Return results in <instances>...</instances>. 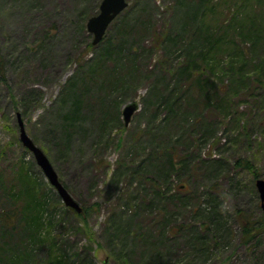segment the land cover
<instances>
[{"label":"rangeland","instance_id":"obj_1","mask_svg":"<svg viewBox=\"0 0 264 264\" xmlns=\"http://www.w3.org/2000/svg\"><path fill=\"white\" fill-rule=\"evenodd\" d=\"M101 1L0 0V212L21 211L14 229L0 222V264L12 253L9 264H55L48 255L52 242L63 245L71 264H264V208L255 184L264 178V69L253 66L264 60V39L247 50L248 76L241 83H217L227 94H201L196 77L175 80L197 26L207 32L204 27L214 24L213 32L226 24L230 46H250L238 34L251 16H264V0L256 9H246V0H213L203 22L186 21L185 31H179L182 1L128 0L93 44L87 22ZM233 15L241 19L234 28ZM108 45L112 52L100 55ZM229 56L237 71L235 53ZM230 99L232 113L225 115L220 103ZM134 101L139 109L126 125L123 109ZM18 112L83 215L64 204L22 143ZM166 146L175 148L177 163L189 159L167 178ZM217 159L223 160L219 170ZM28 177L55 217L41 242L30 235L27 197H11L13 187L18 192L29 185ZM150 178L159 180L162 196L154 194L158 187ZM214 206L219 227L208 214ZM239 211L259 222L251 242H244ZM208 228L204 244L191 237Z\"/></svg>","mask_w":264,"mask_h":264},{"label":"trees","instance_id":"obj_2","mask_svg":"<svg viewBox=\"0 0 264 264\" xmlns=\"http://www.w3.org/2000/svg\"><path fill=\"white\" fill-rule=\"evenodd\" d=\"M182 3H185V6L183 7L182 15L184 18V21L181 22V27H179V31L184 30V25L187 22L193 21V24H201L203 22V15H205V12L207 13L208 10L207 8H211V6L217 4L213 0H209L208 2L206 0H189L193 4H189L186 2V0H180ZM258 1V0H257ZM246 9L250 6H255L258 5L256 8L259 7V4L261 3V0L259 2H256V0H246ZM188 9V11L185 9ZM212 12L215 11V9H209ZM257 15V14H256ZM251 16L248 19V27L244 32H241L238 34V36L241 37L242 39L245 40L246 42H250V46H243V47H232L230 46L231 43L234 44L233 40L228 41L227 38L233 37L229 30L228 25L225 24L224 26V31L221 30V27L217 29V31L209 32L214 24L209 25L207 24L204 29L207 32H201L199 26H197V30L195 32V36L192 41H190L186 46H184V53L186 55L185 62L178 68L177 73H176V85L180 83L182 80L185 79H191L193 77L198 78V83L196 85L197 89L198 86H201L203 89L200 91L201 94H227L228 91L224 90L222 88L223 84L225 81H231V80H237L238 83H241L242 80H244L245 76H248V73H244L243 69L248 65L247 59L248 49L254 50L255 46L258 45L261 40L264 39V33L262 26L264 25V16H258L255 19V16ZM228 19V18H227ZM241 22V19H239L236 15H233L231 18H229V25L234 26ZM218 23V22H217ZM216 23V24H217ZM223 23H225L223 21ZM243 26V25H242ZM185 31V30H184ZM227 31V32H226ZM199 35L198 38L200 39H195V37ZM229 36V37H228ZM227 39V40H225ZM196 44L198 45V48H195ZM228 45V46H227ZM230 47V48H229ZM195 48V50H193ZM112 47L108 45L104 50L101 51L100 55L102 54L103 56H106L112 52ZM231 52H234L236 56H234L235 61L239 62V67L236 69L237 71L233 70V65L235 63L230 60V54ZM98 60L95 59L94 63H98ZM255 58L252 59L254 61ZM229 65V66H228ZM253 65V64H252ZM256 68H259L260 70L263 68L264 69V60L263 61H257V64L254 63ZM92 67V66H90ZM228 68L229 70H226ZM231 70V71H230ZM195 78V79H196ZM228 79V80H227ZM231 79V80H230ZM219 83L222 86H218ZM177 87V86H176ZM176 87L173 86L171 91L175 93ZM183 90V88H182ZM186 94H189V90L186 92V89L183 90ZM229 91L233 92L234 94H239V88H234L232 85L229 87ZM180 94L182 92H179ZM183 94V93H182ZM209 99H211V96L207 95ZM76 100L80 99V94H75ZM221 107L224 108V114L229 115L231 114V99L223 105L222 103ZM117 115H119V109L116 111ZM210 128L206 127L205 130L208 131ZM204 130V134H205ZM189 159H186V156H181L179 158L178 163L176 162L175 159V148L168 149V146H166V152L164 154L163 158V165H164V172L163 175L167 178L168 175L171 173H175L182 168L184 169L187 167V162ZM222 159H217V169H220V164ZM248 168H250L255 175L257 176V172L255 168L249 163V160L244 162ZM28 173V172H27ZM29 176V174H28ZM255 176V177H256ZM152 181L153 186L158 187L157 189L154 190V194L157 197H160L163 195L162 188L160 186L159 180L155 178H150ZM27 187L21 188L18 190V192L14 190L11 193V197L14 199L13 201H17V198L20 197V195H25L27 197V200L30 202V205L26 208L25 210L29 212V215L26 217L27 218V223L30 225L31 229V238L36 241V242H41V239H45L47 237H50V232L45 233L42 235V229L45 227H52L55 224V217L53 215V211L51 212L49 209H47V206L50 204L49 200H47L45 197L46 195L39 193V195L36 192H38V184L34 179H29L28 177ZM32 181H35L34 183ZM185 184H182V187H185ZM52 188V187H51ZM53 189V188H52ZM211 201H215V199H212ZM50 211V215L45 220L44 222L41 220V214L45 210ZM85 212L84 208L82 212H77L78 215H83ZM27 213V212H26ZM205 213V210L203 211V214ZM21 211H18L17 208H11L7 211H1L0 212V222L4 227L8 229H14L15 228V222H17V219L20 217ZM209 216L211 217L212 221L211 225H216V226H221L222 225V218H219L217 215L218 213L216 212V208L211 207L210 211L208 212ZM222 217V216H221ZM29 219V220H28ZM238 219L241 224V230L243 233V238L244 242H251L252 240H255L256 237V231L260 229V225H258L257 220H252L250 219L249 215L247 213L243 212H238ZM124 226L119 227V225L116 226V229H121L123 232H127V228H123ZM212 228H208L206 230H201L198 233L193 232L192 233V238L193 236L199 240L202 244L205 243V238L204 236L207 233H211ZM203 232V233H202ZM216 234L218 233L217 231H214ZM205 233V234H204ZM215 235V234H214ZM194 239V238H193ZM53 238L50 239L52 242ZM214 240V239H213ZM255 242H259V239L256 240ZM63 245H59L58 242H52L49 245V252L48 255L50 254V257L52 261L55 260V264H71L69 261V254L66 249H62ZM14 258V254H9L8 259H7V264H9L10 261Z\"/></svg>","mask_w":264,"mask_h":264},{"label":"water","instance_id":"obj_3","mask_svg":"<svg viewBox=\"0 0 264 264\" xmlns=\"http://www.w3.org/2000/svg\"><path fill=\"white\" fill-rule=\"evenodd\" d=\"M128 6L127 0H102L100 5V11L98 14L91 16L87 22V28L94 34L93 43L100 42L111 22ZM137 102H130L124 106L123 116L125 124H129L134 112L138 109ZM18 122L20 126V139L22 143L30 149L38 162L42 167L49 182L56 188L63 202L70 207L75 208L78 212L82 210L80 204L70 194L65 185L61 182L59 175L54 168L51 160L46 155L41 147H39L32 138L28 135L24 120L20 112L17 113ZM262 206L264 207V178H258L256 181Z\"/></svg>","mask_w":264,"mask_h":264}]
</instances>
